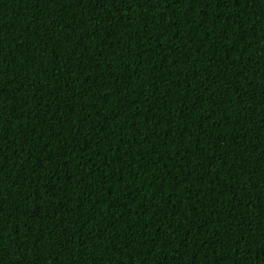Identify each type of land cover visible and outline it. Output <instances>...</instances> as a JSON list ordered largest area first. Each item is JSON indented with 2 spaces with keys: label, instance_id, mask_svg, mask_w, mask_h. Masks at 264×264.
<instances>
[{
  "label": "trees",
  "instance_id": "obj_1",
  "mask_svg": "<svg viewBox=\"0 0 264 264\" xmlns=\"http://www.w3.org/2000/svg\"><path fill=\"white\" fill-rule=\"evenodd\" d=\"M0 264H264V0H0Z\"/></svg>",
  "mask_w": 264,
  "mask_h": 264
}]
</instances>
